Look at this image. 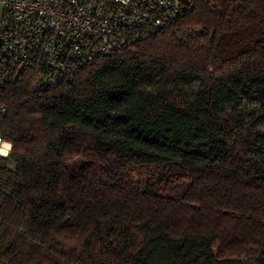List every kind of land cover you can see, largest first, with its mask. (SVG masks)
I'll return each mask as SVG.
<instances>
[{
	"label": "trees",
	"instance_id": "16d2710c",
	"mask_svg": "<svg viewBox=\"0 0 264 264\" xmlns=\"http://www.w3.org/2000/svg\"><path fill=\"white\" fill-rule=\"evenodd\" d=\"M193 2L69 85L0 89V264H264V110L240 109L264 0Z\"/></svg>",
	"mask_w": 264,
	"mask_h": 264
},
{
	"label": "built area",
	"instance_id": "2783aa9c",
	"mask_svg": "<svg viewBox=\"0 0 264 264\" xmlns=\"http://www.w3.org/2000/svg\"><path fill=\"white\" fill-rule=\"evenodd\" d=\"M0 89L29 73L37 90L69 85L99 56L126 49L135 30L171 25L193 0H0ZM7 106L0 103V120ZM0 149L5 140L0 132ZM11 149L8 151V155ZM7 155V156H8Z\"/></svg>",
	"mask_w": 264,
	"mask_h": 264
},
{
	"label": "rangeland",
	"instance_id": "374dc122",
	"mask_svg": "<svg viewBox=\"0 0 264 264\" xmlns=\"http://www.w3.org/2000/svg\"><path fill=\"white\" fill-rule=\"evenodd\" d=\"M240 109L242 112L248 113L250 120H252L255 119L261 113L262 110H264V105H261L259 102L257 103L256 101L247 102L242 100L240 102ZM260 128L264 129V123L260 124L259 129ZM80 164L81 159L76 158L69 163V167H76Z\"/></svg>",
	"mask_w": 264,
	"mask_h": 264
},
{
	"label": "clouds",
	"instance_id": "9594fccd",
	"mask_svg": "<svg viewBox=\"0 0 264 264\" xmlns=\"http://www.w3.org/2000/svg\"><path fill=\"white\" fill-rule=\"evenodd\" d=\"M2 143V142H0ZM11 149V145L10 144H4V148L0 149V156H7L8 155V151Z\"/></svg>",
	"mask_w": 264,
	"mask_h": 264
},
{
	"label": "crops",
	"instance_id": "0c3cea01",
	"mask_svg": "<svg viewBox=\"0 0 264 264\" xmlns=\"http://www.w3.org/2000/svg\"><path fill=\"white\" fill-rule=\"evenodd\" d=\"M1 11H2V5L0 4V15H1Z\"/></svg>",
	"mask_w": 264,
	"mask_h": 264
}]
</instances>
